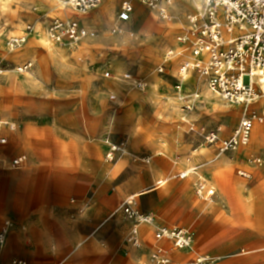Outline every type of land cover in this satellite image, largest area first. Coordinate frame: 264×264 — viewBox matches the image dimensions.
Here are the masks:
<instances>
[{
  "label": "rangeland",
  "instance_id": "obj_1",
  "mask_svg": "<svg viewBox=\"0 0 264 264\" xmlns=\"http://www.w3.org/2000/svg\"><path fill=\"white\" fill-rule=\"evenodd\" d=\"M67 2L68 0H0V63L7 67H16L29 60L33 64L32 70L25 74L10 70L0 76V123H15L17 134L28 126L56 123V127L51 128L52 131L44 132L41 136L42 140L49 143L48 151L32 159L30 154H6L13 143L8 137L9 126L0 127V137L7 139L4 145L5 155L2 157L13 160L26 158L21 168L8 173L0 164V173L5 172L16 179L15 187L0 185V210H5L4 199L17 193V210L22 213L23 205L20 203L24 198L23 188L28 186L35 189L27 198L31 201L29 208L32 212L29 213L33 215L35 207L42 205L49 195L47 185L50 178L48 179L46 173L60 160L56 162L59 163L58 172H63L64 169L75 171V174L64 180L63 185L75 191L80 188L85 190L82 194L76 193L74 197L71 194L68 199V205L71 207L67 208V213L62 219L66 222L79 221L78 232L93 235L101 246V254L107 252L110 246L116 250L124 247L133 251L150 249L152 254L155 250L153 246L162 242L155 239V227L152 226V232L140 247L127 243L130 228L128 231L126 222L131 221L124 212L123 203L133 194H137L133 196L136 197L137 209L140 212H152L162 224L185 226L195 238L193 227L186 221L189 215L184 217L183 210L171 206L154 208L149 193L158 187L167 191L175 189L176 185L186 184L192 189V194L201 203L209 205L212 211L230 210L239 205L234 197L236 182L237 186H243L245 183L254 182V173L261 175V168L250 171L247 165L256 157L264 158V144L253 145L257 138L264 136V132L255 136V128L264 130V124L254 127L247 145L243 144L237 151L230 152V155L236 153V157L245 153L241 157L245 164L234 167H216L218 162H212L216 145L206 144L195 132L190 131L192 125L196 128L204 126L220 129L223 131L222 138L227 139L240 127L246 113L244 105L225 102L210 92L199 75L188 74L184 80L180 78V65L186 60L184 56H187L188 60L190 58L188 54H184L185 49L180 47L178 38L188 32L187 16L196 13L197 8L204 7V1L199 0L201 7H197L193 0H172V4L177 5L178 9L172 4L167 6L168 15L171 17L169 21L159 12H156L158 15L154 14V10L136 0L132 20L122 32L124 34L120 35L116 32L117 28L112 29L116 33L109 31L115 14L117 19V5L114 0L110 8H107L108 0H104L97 8L84 15L74 11ZM62 7L67 10L66 13L58 12ZM55 19L76 21L82 28L91 32L90 37L81 41L80 51L66 44L64 48H59L67 51L66 56L60 57L50 53L48 47L55 45L48 37V27ZM92 19L98 24L91 23ZM101 20L102 22H99ZM180 20L182 23H179ZM143 24L146 26L145 31L142 30ZM168 24L174 28L161 31L171 37L167 44H163L158 40L160 32H157L156 27ZM28 26L31 27V33L27 34L26 42L15 49V53L10 54L9 51L12 50L9 49L8 41L12 37L23 35ZM30 34H33L32 40L28 38ZM44 36L48 37L49 41ZM85 43H89L88 47ZM54 48L58 50V47ZM172 50L176 54L174 57L169 55ZM182 54L184 56L179 57ZM162 63L166 64L163 74L157 71V67ZM170 63H174L175 67L170 69ZM121 66L125 71L117 72L116 68ZM106 72L111 73L110 77H105ZM124 75H130L132 79H126ZM151 77L155 78L156 87L149 83ZM133 78L143 79L145 90L139 89ZM118 81L125 82L122 91L119 90ZM179 84L182 90L177 92L176 86ZM207 92L212 93L214 97L211 99L227 110L215 109L216 107L211 105V99L207 98ZM193 94H199V99L189 111L184 108L183 99ZM262 107L264 98L261 104L254 107L259 109H249L248 113L258 115L262 112ZM95 109L99 111H94ZM88 130H95V133L88 136ZM39 135L37 134L35 141H41ZM23 136L27 140L30 138L26 130ZM89 137L105 142L103 156L101 159L91 160V165L96 170L103 165L113 169L109 185L99 180L94 181L87 170H77L82 159L81 144ZM111 145L119 146L120 150L113 161H108L106 155ZM196 148L198 151L194 152ZM159 157H164L165 162L153 169ZM122 161L125 164L119 170ZM36 163H42V169L39 170L41 175L36 177L34 183L35 178H27V174L30 166ZM191 166L201 167L200 170L204 173L201 174V171L196 169L199 177L181 180L184 169ZM153 170L156 171L155 174ZM240 170L248 172L245 178L247 180L240 178ZM157 181V184L161 185L158 186ZM201 181L215 191L212 198L205 200L203 195L197 193V185ZM261 181V186L264 187V179ZM55 185H59V181ZM120 185L125 187L122 194L118 192L121 191ZM65 193L61 191L52 195L50 203L56 209L63 207ZM79 205L84 207V212L78 210ZM145 209L150 212H145ZM0 219L9 220L11 227H15L13 217L3 214ZM57 221V218H53L52 223H49V232L53 234V238L58 232ZM123 224L125 228L122 229L120 225ZM118 227L122 229L123 239L119 236L114 240L113 233ZM80 244L76 245L80 246L78 257L73 254L59 255L51 257L52 263L61 264L67 259H73L79 260L80 264H104L103 256L97 254L94 259L85 256L84 245ZM191 250H196L194 242ZM15 257L24 258L21 254H14L4 264H8ZM194 257L195 253L187 263Z\"/></svg>",
  "mask_w": 264,
  "mask_h": 264
},
{
  "label": "crops",
  "instance_id": "obj_2",
  "mask_svg": "<svg viewBox=\"0 0 264 264\" xmlns=\"http://www.w3.org/2000/svg\"><path fill=\"white\" fill-rule=\"evenodd\" d=\"M131 1L134 6V11L131 16V20H132V17L135 13L136 0H131ZM103 2L104 0H102V3ZM114 3H116L117 5L116 13L118 15L122 0H116V2L114 0ZM115 16L113 17L109 28V31L111 33L114 32L112 31V29L115 28V25L117 23V19L115 18ZM131 20L127 23H123V25L121 26L122 28L121 31L119 32L116 31L118 35L124 34L122 32L125 31V28H127V25L130 24ZM99 22H102V20ZM91 23L98 24V22L93 21V19ZM142 30L143 31L146 30V26L144 24L142 26ZM32 36L33 34H30L28 38L32 40L33 39L31 38ZM81 44H79L78 46H72V48L80 51ZM180 47L185 49V47L182 46L181 44ZM184 54H188L190 56V54L186 51L184 52ZM181 56L184 55L183 54L179 55V57ZM189 56L188 58H190L189 60H191V56L190 57ZM184 57H186L185 58L186 60L184 61H187L188 60L187 56ZM27 62L30 61L28 60L24 63ZM169 67L170 69H172L175 67V64L170 63ZM193 74L198 75L197 73L194 72L190 73V75ZM135 79L133 78V80ZM137 80L143 81V79H137ZM114 99H116V97H114ZM261 102L262 99L253 103L250 106V109L254 108L255 105L261 104ZM254 109H259V108H254ZM262 109L264 110V107H262ZM94 111H99V109H95ZM103 116L104 115H101V117ZM49 124L50 125H45V126L44 125L43 126L36 125L35 127L31 126V128L33 129L31 133L32 135H30L29 140H27L23 136V132L27 127H25L20 134H17L16 131L17 127L15 123L13 122L0 123V127L14 125L15 130L13 131L14 132L16 131L14 133L13 131L10 130L9 127L10 131L8 132V137L11 138L13 145L6 151V154H10V155L30 154L31 159L37 157L38 155H43L44 152L48 151L49 143L47 140L45 141L42 140L41 136L42 134H44V132L52 131L51 128L56 127L55 122L53 123L51 122ZM257 125H262V124L256 123L255 126ZM208 129H212V128H208ZM216 130L219 131V136L221 139H226V138H222L221 134L223 131H221L220 129H216ZM93 133H95V130L94 131L88 130L87 132L88 136ZM104 133L105 132L103 131V134ZM37 134H40L38 137H40L41 141H35ZM0 138H5V137H0ZM198 138L202 139L199 136ZM92 140L93 139L90 137L89 139L83 140L84 143L81 144L82 159L78 163L79 166L77 167L78 168L77 170H87L89 175L92 176V179L94 181L99 180L104 182V184L106 182V184L109 185L111 182L113 169L110 170L109 168L103 165V167L96 170L91 165V160L101 159V157L103 156L105 142L103 140L102 141H95V140L92 141ZM262 143L264 144V136L260 137L259 139L257 138L254 141L253 145L255 146ZM4 145H0V164L2 166V169L8 173V171H13L21 168L24 165V163L22 166L13 169L5 166L4 163H9L13 159H7L2 157V155H5ZM197 151L198 148L194 150V152ZM244 154H241L238 157H236V153L230 155V152L225 154H219L217 147L216 152L213 153L212 162H218L216 167H222V166L234 167L236 165L245 164L241 160V157H243ZM256 159H261V164H257L255 162ZM56 162H60V160ZM56 162L53 164L51 168L48 169L46 173L48 179L50 178L49 184L47 185V190L49 191V195H47V200L42 205L35 207L36 209L33 215L29 213L32 212L29 208L30 206L29 203L31 201L27 199L32 195L31 194L32 191H35V189H33L32 187L29 188L28 186H26L25 189L23 188L24 192L22 195L24 198L21 199L22 201L20 203V205H23L22 213H19L17 210V204L19 203V201L16 199L17 193L15 195L14 194H12L11 196L9 195L6 200L4 199L5 210L3 211L0 210V216L5 214L13 217L15 220V227H13L12 225L7 237V242L4 245H0V264H4L7 261V259L14 254H21L24 258L15 257L13 259L26 260L29 264H54V262L52 263L51 261V257H56L59 255L72 256V254L73 256L78 257L80 255L79 254L80 246L78 247L76 246L78 243H81L80 245L82 244L84 245L83 250L85 251V256L86 255L89 256V259H94L97 254L100 257L103 256L104 264H154L151 260V253L149 251L150 249L133 251L128 247H124V248H120L119 250H116L109 244L110 248L108 249V251L105 252L104 254H101L100 253L101 246H99V243L96 241V238L93 235H89V234L83 235L82 233L78 232L79 221L66 222L62 219L63 216L67 213V208L71 207V205H68V199L70 198L71 194L74 197L76 193L82 194L83 191L85 190L80 188L75 191L70 189L68 186L63 185L64 180L69 176L73 175V173L75 174V171H73L72 169H64L62 170L63 172H58L57 164L59 163ZM164 162H165V158L159 157L153 169H156V167H160L161 165L164 164ZM36 164L30 166L27 174V178L31 176L35 178L33 180L34 183L36 181V177L38 175H41L40 174L41 171L39 172V170L42 169V165H41L42 163H38L37 165ZM247 167L250 171H257L256 170L257 168H261L262 169L260 171L261 175L259 176V178H257L258 175L254 173L255 174L254 182L250 184L245 183L243 186H239V185L237 186V182H236L234 197L236 198L237 203H239V205L238 207H235L230 210L222 209V210L212 211V208L209 207V205L205 203H201L200 200L192 194V189L188 188L186 184L176 185L174 187L175 189L172 190L168 189L167 191H162L160 190L161 187H158L155 190L151 191V193L149 194L151 201L154 203V208L159 209L164 206L166 207L171 206L174 209L183 210L182 214L184 217L189 215L187 216L186 221L189 225L193 227V231L195 232L194 247L196 250H191L192 247L189 250H178L173 246V243H171L170 241H162L161 243L159 242L153 246V249L154 248L156 249V247L158 246L164 247L168 251L169 257L172 261L171 264H188L187 261L192 258L194 253H195V257L189 264H191L198 256H204V255L213 257L216 260V264H264V187L261 186L262 185L261 180L264 179V158L263 157L254 158L253 162L251 161V164H248ZM189 168H194L197 170L199 169V171H201V174L204 173L203 170H200L201 167L191 166ZM187 169H184V171ZM154 171L155 170L152 171L153 174L156 173V171L155 172ZM5 172L0 173V185L5 186L4 184H7L10 187L12 186L15 187L16 179H13V177H10ZM251 174L254 175L252 172ZM239 175L241 179L247 180L245 178L248 176V172L245 170H240ZM187 178H183L181 180H185ZM27 181L29 182V180ZM57 181H59V185H55ZM158 181L156 182V184L158 183ZM159 185H161V183H159ZM119 189L121 191L118 192L122 194L125 190V187H122L120 185ZM61 191L66 192L64 194L65 203L62 208L58 207L57 210L55 206L52 205V203H50V199L55 192L60 193ZM133 195H137V194H133ZM254 205H255V210H254ZM74 206L76 207L77 205ZM136 207H137V200H136ZM78 210L80 212H84V207L82 205H79ZM145 212H150V211L145 209ZM20 214L23 216V219H21ZM151 214L153 215L152 212ZM53 218H57L58 220L57 221L58 232H56L55 235L56 239L53 238L52 236L53 234L49 232V223H52ZM7 221L9 220L0 219V230ZM126 223H127L126 226H128V231H129V228L131 227V223L128 221ZM157 224L166 227L179 226L185 228V226L182 225L162 224L158 222V220H157ZM92 226H94L93 223ZM120 226H121L120 228L122 229L123 227L125 228V224ZM122 229H119L118 227V229L114 230L116 232L113 233L114 238L112 239L117 240L119 236H122L121 235ZM151 232H152V226L150 225L141 226L140 235L142 242L148 239V236L150 235ZM153 232L155 234L154 229ZM120 238L123 239V236ZM61 264H80V262L79 260L74 261L73 259H67L65 262Z\"/></svg>",
  "mask_w": 264,
  "mask_h": 264
},
{
  "label": "built area",
  "instance_id": "obj_3",
  "mask_svg": "<svg viewBox=\"0 0 264 264\" xmlns=\"http://www.w3.org/2000/svg\"><path fill=\"white\" fill-rule=\"evenodd\" d=\"M142 4L151 10L160 13L168 12L167 6L172 0H140ZM204 7L194 14L187 16L188 32L178 38V42L185 47V51L191 56V60L184 61L180 65V78L194 72L197 73L208 88L218 95L223 101L245 106V117L241 125L233 135L227 139H221L219 131L206 127H190L208 145H217L219 154L237 151L239 147L249 141L251 132L256 123L264 124V110L260 114L250 115V106L264 98V0H203ZM102 0H68L67 4L79 13L86 14L97 8ZM165 4V6H163ZM134 6L131 0H122L117 15L115 28L121 31V24L131 20ZM31 33L28 26L23 35L12 37L8 41L10 50H15L26 42L27 34ZM86 29L73 20L55 19L48 27L50 40L66 45L78 46L81 41L89 37ZM170 57L176 54L169 52ZM166 64L162 63L158 73L165 72ZM32 62L24 63L16 67H7L0 63V75L12 70L24 74L32 69ZM105 77H110L106 72ZM131 79L130 75H125ZM139 89L145 90L142 80H134ZM177 92L182 90L179 84ZM199 99V94H193L184 98V108L191 111ZM250 115V116H248ZM7 143L5 138H0V145ZM124 144L122 143L121 146ZM120 147L111 145L107 152V160L113 161ZM25 157H20L4 163L8 168H17L23 165ZM261 164V159H256ZM184 178V175H181ZM197 193L205 199L212 198L215 191L210 189L204 181L197 185ZM124 212L131 221L127 243L140 247L142 239L139 232V224H147L155 227V239L157 241H170L178 250H189L194 242L193 233L184 227H166L157 224L156 217L152 214L140 212L136 207L134 197L127 198L123 203ZM11 224L5 222L0 230V245H4ZM154 264H171L168 251L161 246L151 254ZM9 264H29L22 259H12ZM191 264H216V260L208 255L198 256Z\"/></svg>",
  "mask_w": 264,
  "mask_h": 264
},
{
  "label": "bare ground",
  "instance_id": "obj_4",
  "mask_svg": "<svg viewBox=\"0 0 264 264\" xmlns=\"http://www.w3.org/2000/svg\"><path fill=\"white\" fill-rule=\"evenodd\" d=\"M194 1V3H195V5L197 6V7H201V5L199 4V0H193ZM178 3V2H177ZM113 4V2H112V0H108V3H107V8H110L111 7V5ZM172 4V3H171ZM172 6L175 8V9H178V7H177V5H174V4H172ZM202 8H203V6H202ZM202 8H197V9H202ZM66 9L64 10V8L62 7V8H60V10L58 9V12H60V13H66ZM156 12H158V11H154V14H156V15H158ZM160 13V12H159ZM160 15L164 18V19H167V20H171V17H169V15H168V12H166V13H160ZM179 23H182V20H180V22ZM157 28V32H160V35H159V37H158V40L161 42V43H163V44H167L169 41H170V38L171 37H169V35L166 33V32H161V31H163V30H166V29H173L174 28V26H172V25H170V24H168V26H165V25H162V27H156ZM87 32H88V34L87 35H89V37L91 36V32L90 31H88V30H86ZM46 34V33H45ZM47 36V35H46ZM46 36H44L45 37V39H47L48 40V37H46ZM49 41V40H48ZM50 41H52V40H50ZM87 41V40H86ZM85 41V42H86ZM93 41V40H92ZM54 41H52L51 43L52 44H54V45H57L56 47H58V46H60V47H58V50H57V48H54V47H51V46H49L48 48H50V53L51 54H54L55 56H60V57H64V56H66V54H67V51H64V49H59V48H61V47H63L64 48V46L65 45H62V44H58V43H56V42H54ZM89 42V41H88ZM91 44V43H90ZM88 45H89V43H85V46H87L88 47ZM16 51V50H15ZM15 51L13 50V51H9V53L10 54H13V53H15ZM172 59V58H171ZM168 61V60H167ZM116 71L117 72H123V71H125V69H123L122 68V66L121 67H118V68H116ZM123 77V76H122ZM124 77H125V75H124ZM155 78L154 77H151L150 79H149V83L151 82V85H153V86H155L156 87V82H155V80H154ZM118 86H120L119 88V90L120 91H122L123 90V88H124V81H118ZM146 85V84H145ZM107 86H109V85H107ZM210 90V89H209ZM210 92H212L211 90H210ZM210 92H207V98H209V99H211V98H213L214 96H213V94L212 93H210ZM208 99V100H209ZM211 101V105L215 108V109H219V108H221L222 109V111H225V110H227V109H225V108H223V107H221L217 102H215L214 100H210ZM242 105V104H241ZM10 127V130L11 131H13V130H15V127H14V125H10L9 126ZM26 131H27V134H29V136L30 135H32L31 133H32V131H33V129L31 128V126H28L26 129H25ZM264 132V130L262 129V128H255V136H258V135H260V134H262ZM246 145H247V143H246ZM243 146V145H242ZM123 164H125V162H123L122 161V164H121V167H119V170L123 167ZM262 170V169H261ZM193 174V175H192ZM181 175H184V178H195V177H199L200 176V174L196 171V169H193V168H188L186 171H184V173L183 174H181ZM259 176L260 175H258V178H259ZM181 177V176H180ZM183 179V178H182ZM160 182V181H159ZM122 187L124 186V185H121ZM130 197H134L135 198V196H130ZM129 198V197H128ZM142 225H147V224H144V223H142V224H139L138 225V227H139V232H140V228H141V226Z\"/></svg>",
  "mask_w": 264,
  "mask_h": 264
}]
</instances>
